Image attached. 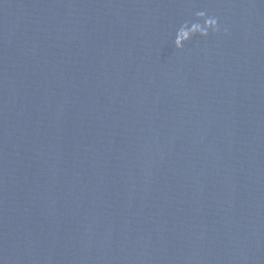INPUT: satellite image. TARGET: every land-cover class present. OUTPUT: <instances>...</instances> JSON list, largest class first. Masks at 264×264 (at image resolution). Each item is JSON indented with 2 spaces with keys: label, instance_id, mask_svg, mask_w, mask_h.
Instances as JSON below:
<instances>
[{
  "label": "water",
  "instance_id": "water-1",
  "mask_svg": "<svg viewBox=\"0 0 264 264\" xmlns=\"http://www.w3.org/2000/svg\"><path fill=\"white\" fill-rule=\"evenodd\" d=\"M0 264H264V0H0Z\"/></svg>",
  "mask_w": 264,
  "mask_h": 264
},
{
  "label": "clouds",
  "instance_id": "clouds-1",
  "mask_svg": "<svg viewBox=\"0 0 264 264\" xmlns=\"http://www.w3.org/2000/svg\"><path fill=\"white\" fill-rule=\"evenodd\" d=\"M196 22L185 20L174 31L173 43L175 48L183 50L185 45L190 43L195 37L208 38L212 35H218L223 31L227 33L228 29L220 24L219 18L209 15L205 11L195 13ZM200 21H203L201 23Z\"/></svg>",
  "mask_w": 264,
  "mask_h": 264
}]
</instances>
